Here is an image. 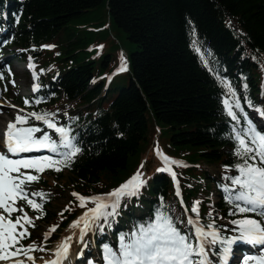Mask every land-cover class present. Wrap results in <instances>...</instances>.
Returning <instances> with one entry per match:
<instances>
[{
	"label": "trees",
	"instance_id": "trees-1",
	"mask_svg": "<svg viewBox=\"0 0 264 264\" xmlns=\"http://www.w3.org/2000/svg\"><path fill=\"white\" fill-rule=\"evenodd\" d=\"M98 8L100 15L89 16ZM106 22L127 48L126 74L108 83L117 46L96 51L101 39L90 31L99 32ZM0 28L11 34L8 46L18 49L15 55L31 58L37 72L39 92L24 97L31 103L23 107L56 114L76 137L81 152L66 173L80 183L78 189L73 184L77 191L105 194L138 169L146 173L139 198L124 201L112 229L95 231L98 245L108 242V234L115 248L119 233L153 217L161 197L174 218L186 221L171 176L157 171L151 148L156 128L160 151L185 162L173 171L190 213L200 201L203 224L214 219L231 229L229 221L244 218L230 215L235 209L218 187L228 183L225 175L237 174L224 166L242 163L234 155L221 81L232 86L248 114L257 112L245 97L264 109V0H0ZM194 40L211 71L194 51ZM47 208L42 224L51 216ZM72 209L66 220L79 211ZM39 230L36 224L31 239Z\"/></svg>",
	"mask_w": 264,
	"mask_h": 264
},
{
	"label": "snow or ice",
	"instance_id": "snow-or-ice-1",
	"mask_svg": "<svg viewBox=\"0 0 264 264\" xmlns=\"http://www.w3.org/2000/svg\"><path fill=\"white\" fill-rule=\"evenodd\" d=\"M192 43L204 66L211 71L205 54L196 46L195 40ZM29 67H34L31 62ZM126 70L127 66L121 58L118 71ZM4 78L3 73H0V80ZM37 79L33 72V80ZM221 84L226 89L222 100L223 110L232 121L234 155L242 163L225 165V172L235 171L237 174L225 175L223 180L228 183L218 187L224 193L227 203L235 209L230 215L239 213L244 218L229 221L231 229L217 226L214 219L203 224L200 201H196L191 206L193 216L185 221L179 216L174 218L161 197L153 217L135 225L129 232L119 233L115 248L108 244L102 245L104 264H264V124L258 125L250 118L236 91L227 81L222 80ZM39 88V84L33 83L34 93ZM244 100L249 108L264 119V109L255 107L247 97ZM30 103L25 100V105ZM35 103L39 104L41 100L37 99ZM30 121L39 122L43 127L34 126ZM3 143L5 150L0 151V262L35 264L36 257L31 253L46 249L34 244L25 246L22 243L31 235L28 229L35 227L33 219L25 211V205L38 213L36 219H40L44 214L43 204L49 194L29 192L28 189L39 181L45 171L58 173L70 167L81 148L76 137L72 135L71 128L59 124L56 114L35 111L16 115L14 121L6 126ZM155 152L162 164L157 171L171 176L175 194L180 197L179 181L173 166L182 168L186 165L169 158L158 147ZM32 153L39 154L24 155ZM146 184L145 174L138 169L127 181L108 193L92 197L72 193L79 202L78 206L86 210L70 228L78 231L81 242L89 232L98 230L103 235L105 227L111 230L117 222L122 206L126 207L124 201L139 198ZM180 204L184 207L182 199ZM247 214L258 218H251ZM212 215V212L208 213L209 218ZM178 225H183L184 230ZM55 230L54 226L49 231ZM222 232L234 234L225 236ZM48 238L46 233L44 239ZM71 239V236L66 237L52 253L54 258L45 260V264H62L67 259ZM241 244L252 251H244L241 257L236 258L235 246ZM212 257L216 259L213 260ZM87 264L94 262L87 259Z\"/></svg>",
	"mask_w": 264,
	"mask_h": 264
},
{
	"label": "rangeland",
	"instance_id": "rangeland-1",
	"mask_svg": "<svg viewBox=\"0 0 264 264\" xmlns=\"http://www.w3.org/2000/svg\"><path fill=\"white\" fill-rule=\"evenodd\" d=\"M102 13V9L98 8L95 11H93L89 16L93 14H98L100 15ZM90 27V26H89ZM108 30V29H107ZM92 35H99L98 39H101L100 41L97 40V42L100 44L99 47L96 48V51H103V50H109V47L111 46L112 43L116 45L117 47L111 52L112 59L114 61V66H115V72L116 73V79L119 77L123 76L126 74V71L124 72H119L118 69L121 67V58H123V61L125 64L126 62V57H125V52H127V48L124 45L121 34L118 31H115L113 29H110L109 31V37H105L104 35H101V32H97L94 30H90ZM98 49V50H97ZM1 51H3L4 54V59L1 60H7L9 62L11 74H9V80L4 82L3 84H0L1 88V94H0V101L2 102V105H0V151H2V138H3V131L5 129L6 122L14 121L15 116L20 114H26L23 110L22 106L18 103L17 98L18 97H24V95L30 94V78H29V69H26V67L30 64L29 63V58L27 57L26 59L22 60L21 57H18L15 54H18V49L15 47H7L3 44H1ZM9 51H13L14 53L6 55ZM6 55V56H5ZM0 60V61H1ZM3 68L0 67V73H2ZM14 81V84H13ZM251 116V115H249ZM261 123V121H260ZM260 125V124H259ZM159 136V130L156 128V136L154 140L157 139ZM153 140V141H154ZM159 146L161 142H159ZM148 154V151H147ZM146 154V155H147ZM173 160H175L172 157H169ZM160 161L159 159H156ZM155 160V161H156ZM161 162V161H160ZM68 174L65 172L62 174L61 178L58 179L56 178L52 173L49 171H45L43 174H41V179L45 183V187L50 188V193H52V197H54V201L49 205L50 208V219L48 223L50 224V228L52 229L54 226L57 230L58 224L61 223V221L64 219L60 214L64 206L68 204L70 199H72V193H74L75 186H77V189L81 187L80 183H77L73 178L70 176H67ZM75 183V186L73 187V184ZM81 195V194H80ZM82 196V195H81ZM19 215V213H17ZM83 214V213H82ZM81 214V215H82ZM80 215V216H81ZM79 216V217H80ZM32 218L31 216H29ZM65 222H63L64 224ZM66 226V225H65ZM64 226V227H65ZM70 226L68 224L62 231L59 229V238L56 240L59 241L62 237V235L66 232L67 228ZM55 230V231H56ZM46 231V228L44 227V230ZM53 231V232H55ZM90 233V232H89ZM88 233V235H89ZM87 236V235H86ZM84 237V240L86 238ZM45 237V236H43ZM58 237V236H57ZM74 241V240H73ZM84 242V241H83ZM83 242L79 240V237L75 239V242L73 243V248H72V253H70L71 260H74L75 256L79 259L78 264H87V259L88 257L83 255H80V253H83ZM56 243H54L50 248H47L45 246V243H42L40 247H44L46 250L43 252L37 251L34 253H31L34 257H36L35 264H40L45 261L46 254H50L52 251V248L54 247ZM76 254V255H75ZM69 255V254H68ZM91 255H94V253H91ZM40 257H43L44 259H40ZM23 259V258H22ZM92 260V259H91ZM94 264L98 262V264H104L102 258H97L95 256V261L93 260ZM0 264H9V262H0Z\"/></svg>",
	"mask_w": 264,
	"mask_h": 264
},
{
	"label": "bare ground",
	"instance_id": "bare-ground-1",
	"mask_svg": "<svg viewBox=\"0 0 264 264\" xmlns=\"http://www.w3.org/2000/svg\"><path fill=\"white\" fill-rule=\"evenodd\" d=\"M108 23L106 22V24H105V26L104 27H100V30H99V32H101L100 34L101 35H104L105 37H109L110 38V36H109V32H108V30H107V27H108V25H107ZM9 34V33H8ZM9 35H11V34H9ZM102 54V53H101ZM96 57H97V54H96ZM8 70H9V67H7V70H3L2 72L3 73H6V72H8ZM36 74H37V72H36ZM29 97H31V96H29ZM0 105H2V102L0 101ZM9 122H6V125H5V129H4V131H3V135H4V132H5V130H6V126H7V124H8ZM3 140V139H2ZM76 221V220H75ZM67 232H69V233H71L72 234V244H71V246L73 245V243L75 242V239L76 238H78L79 236H78V231L77 230H73V229H71V228H68V230H67ZM74 240V241H73ZM60 241H61V239L58 241V244L60 243ZM73 251H70L68 254V256H70V253H72ZM67 256V257H68ZM66 264H71L70 262H66Z\"/></svg>",
	"mask_w": 264,
	"mask_h": 264
}]
</instances>
